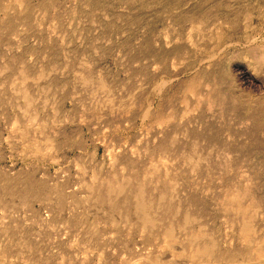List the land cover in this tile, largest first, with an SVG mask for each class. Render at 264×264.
I'll use <instances>...</instances> for the list:
<instances>
[{"label": "rangeland", "instance_id": "rangeland-1", "mask_svg": "<svg viewBox=\"0 0 264 264\" xmlns=\"http://www.w3.org/2000/svg\"><path fill=\"white\" fill-rule=\"evenodd\" d=\"M157 2L0 0V172L49 192L47 199L0 195V264H250L247 257H258L259 247L246 249L240 239L237 207L224 210L223 184L247 188L264 209V132L250 122L264 111L257 48L264 47V0ZM194 7L214 20L195 21L189 38L191 24L173 18ZM224 10L227 20L215 16ZM146 43L156 53L131 56ZM164 185L178 212L148 230L134 204L153 201L149 213L159 218ZM99 192L121 201L129 194L131 204L114 210ZM252 199L242 204L262 238L264 214ZM171 224L173 238L163 232ZM194 234L212 235L233 261L195 258Z\"/></svg>", "mask_w": 264, "mask_h": 264}, {"label": "bare ground", "instance_id": "bare-ground-1", "mask_svg": "<svg viewBox=\"0 0 264 264\" xmlns=\"http://www.w3.org/2000/svg\"><path fill=\"white\" fill-rule=\"evenodd\" d=\"M14 1V0H13ZM157 1V0H156ZM164 1H167V0H164ZM159 2V0H158ZM157 2V5L159 4ZM13 3V2H12ZM253 3V2H252ZM255 4V3H254ZM11 5V4H10ZM9 5V6H10ZM28 6V5H27ZM150 6V5H147V7ZM218 6V5H217ZM221 6V5H220ZM172 7H174L172 5ZM28 8V7H27ZM32 8V7H31ZM30 8V9H31ZM175 8V7H174ZM257 8V7H256ZM255 8V9H256ZM4 9V8H3ZM7 9V8H6ZM6 9L4 10L5 12L4 13H7L6 12ZM264 9V8H263ZM3 12V11H2ZM1 12V13H2ZM221 12V15L220 16H217L215 15L216 17L218 18H225L227 20L228 18V12H226V10L224 11H220ZM3 13V14H4ZM30 14V13H29ZM263 14V12H262ZM2 15V14H1ZM28 15V14H27ZM259 15H260V12H259ZM250 16V15H249ZM252 16V15H251ZM257 16V15H256ZM261 17V15H260ZM28 18V17H27ZM212 18V14L207 12V11H203L201 8H197V7H194L192 10L190 11H187V12H183V13H179L177 16H175L173 19L175 20L176 23H179V24H191V27H189L191 30L189 31V38L192 34V31H194V27H195V21H197L198 19L200 21H204V24H208L210 23L212 20L214 19H211ZM247 18V17H246ZM134 21L138 22V21H141L139 17H135L133 19ZM230 23L231 26H235V21H236V17H231L230 16ZM244 20H245V17H244ZM243 20V21H244ZM133 21V22H134ZM23 22V21H22ZM226 23V22H225ZM12 24H8L7 27L8 28H11ZM218 29V28H217ZM54 31V30H53ZM217 31V30H216ZM25 33V32H24ZM27 33V32H26ZM188 36V34H187ZM166 40H168L169 38V35H166ZM217 37V36H216ZM218 38V37H217ZM223 39V36L222 37H219V41H221ZM217 40V41H218ZM256 40V39H255ZM192 44H194L193 40H190ZM264 44V43H263ZM153 45V44H152ZM259 45V44H258ZM20 46V45H19ZM257 46V45H255ZM258 49H260V59H261V63L262 66H264V47H257ZM32 48H30V51H31ZM163 49H161V53L163 54L162 52ZM29 51V52H30ZM143 52H146L148 53L149 55H152L154 53H156L155 50H153L151 48V45L146 43V48H138V50L136 51V53L134 55H131L132 57L136 58L138 57L139 55H141ZM28 53V52H27ZM32 53V52H30ZM212 56V55H210ZM27 57V55H26ZM31 58V57H30ZM245 58V57H244ZM22 60V58H21ZM28 61V60H27ZM248 61V59H247ZM250 61V60H249ZM248 61V62H249ZM261 64L258 65V67H260ZM252 68V67H251ZM257 68V67H256ZM264 69V68H263ZM1 74V73H0ZM20 74V73H19ZM38 77V76H37ZM14 78V77H13ZM207 85V84H206ZM1 87V86H0ZM103 88V87H102ZM37 90V89H36ZM18 93V92H17ZM16 93V94H17ZM27 92H25L24 94L26 95ZM213 92H209L208 94H206V97L208 98L209 101H212L213 103H215L217 100L211 95ZM24 95V96H25ZM24 99V98H23ZM25 100V99H24ZM37 101V100H36ZM109 102H112L111 99ZM47 103V102H46ZM229 102H227V100H225L224 102H221V104L219 105L220 107L222 106H227L229 105L228 104ZM18 107V106H17ZM29 107V106H28ZM149 107V106H148ZM113 108V107H112ZM20 109V108H19ZM150 109V108H149ZM44 110V109H43ZM20 111V110H19ZM22 111V110H21ZM24 112V111H23ZM255 112V111H254ZM149 112L146 110V113L144 114L145 116L148 114ZM256 114L254 115V118L251 119V126H252V130H253V127L256 131H258L259 133H262L264 132V111H262L261 109H256ZM47 115V114H46ZM147 117V116H146ZM145 117V118H146ZM144 118V117H143ZM34 120V118H32ZM62 121V119H61ZM35 122V121H34ZM28 124V123H27ZM60 124V123H59ZM62 124V123H61ZM254 132V131H253ZM48 142H49V139H48ZM72 143V142H71ZM53 144V143H52ZM28 148V147H27ZM30 148V147H29ZM158 148L160 151H166L170 148V144L167 142V139H162L161 142L159 143L158 145ZM193 148L196 150L197 148V145L195 144L193 146ZM50 149V148H49ZM136 149V148H135ZM51 150V149H50ZM138 154V153H137ZM162 161V160H161ZM190 161H191V165H192V170L193 171H198L200 166L198 164V161H196L194 159V156H190ZM164 161H162L163 163ZM167 163V162H166ZM165 169V168H164ZM34 173V172H33ZM35 174V173H34ZM29 175V174H28ZM34 176V175H33ZM26 177V176H25ZM21 177L18 176L17 178H9L7 175L3 174L2 172H0V195L3 197V196H10V197H22L24 199H28L29 197H32V198H36V199H39V197L41 196V199H47L49 197V192H45L43 193L42 192V189H39L42 186H44V183H40V182H36L34 180H31L30 177L29 178H25V180H29L31 183H28V184H21L20 181H21ZM95 180V179H94ZM95 182V181H94ZM83 183V182H82ZM65 185V184H64ZM98 185V184H97ZM104 186V185H103ZM224 188H227V190L224 192V202H223V207H224V210L225 212H229L230 210L234 209V206L237 207V212L238 214L241 215V217L243 218V223L241 225V228H240V239H242L243 243H244V246L246 249H252L254 247H259L258 250L259 253H258V257L255 258V259H252L250 257H247L246 260H242L246 263H250V264H264V236H262V238L260 237H257L256 235V231L255 229L253 228V225H252V217L251 216H248L247 215V212H248V208H245L242 204V200L244 199V197H251L252 199V196L249 194L250 192L247 190V188L243 191H240L239 188H236L234 185H230V184H223ZM63 187V186H62ZM234 188H236V193L234 192ZM90 189V188H89ZM65 190V189H64ZM59 191V189H58ZM93 192V191H92ZM173 192V190H172ZM47 193V194H46ZM55 193V192H54ZM132 193V192H131ZM140 194L143 195V192L142 190L140 191ZM43 195V196H42ZM90 195V194H89ZM88 195V196H89ZM129 195V194H128ZM126 195L124 198L125 200H119L118 198L117 199H113L111 198V193H107V194H102V193H98L97 195V199L99 200V202H102V203H108L110 204V206L114 209V210H123L122 208H120L121 205H126V204H131L130 202V198L129 196ZM59 197L62 196V195H58ZM166 196H168V190L166 188V185H164L162 187V189L160 190V198L158 199V203H159V207H162V210L164 211L163 214L159 217V218H155L153 217L152 215H150V210H151V205L153 204V201L151 202V200H145L144 199V196L141 197V200L139 201H136V203L134 204L135 206V213L138 214V218L140 219V221L143 223V227L146 228V229H154L157 227V225L155 224V222L157 220L161 221V220H164L166 219L165 215H171V214H174V213H177L178 212V207H176V205L173 203V201H167L166 200ZM67 198V197H66ZM23 199V200H24ZM85 200V199H84ZM214 199L211 197V202L213 201ZM255 198L253 197L252 199V202L254 204H256L257 206V209L258 211L260 212V210H262V213L264 214V209L261 207V205L257 202V201H254ZM35 201V200H34ZM50 201V200H49ZM21 203V201L19 202ZM70 203V202H69ZM87 203V201H86ZM94 204V203H92ZM20 204H18L19 206ZM57 205L59 208H64L63 207V200L61 199V197L58 199V202H57ZM85 205V204H83ZM13 206V205H12ZM16 206V205H15ZM14 206V207H15ZM21 206V205H20ZM75 206V205H73ZM77 206V204H76ZM75 206V207H76ZM153 206V205H152ZM23 207V206H22ZM51 207V206H50ZM72 207V206H71ZM74 210L75 208L72 207ZM81 210V209H80ZM13 211V210H12ZM32 211V209H31ZM46 211V209H45ZM82 211V210H81ZM94 211V210H93ZM124 211V210H123ZM50 212V211H49ZM74 212V211H73ZM89 212H91L89 210ZM87 212V213H89ZM95 212V211H94ZM110 212V211H109ZM34 213V212H32ZM57 213V212H56ZM75 213V212H74ZM82 213V212H81ZM76 214V213H75ZM95 214V213H94ZM104 214V213H103ZM17 215V214H16ZM47 215V214H46ZM83 215V214H82ZM82 215H79L77 217H82ZM87 215V214H86ZM92 215V214H91ZM106 215H108L106 213ZM155 215V214H154ZM187 215H190L187 213ZM40 217L41 214H40ZM44 217V216H43ZM53 218L52 217V221H53ZM96 218V216H95ZM82 219V218H81ZM87 220H89L87 218ZM86 220V221H87ZM191 220V217L190 216H186V222H185V226L183 227V230H185L186 232L189 231V221ZM51 221V220H50ZM5 222V221H4ZM85 221H83L84 223ZM88 222V221H87ZM86 222V223H87ZM82 223V224H83ZM94 223V221H93ZM89 224V223H88ZM93 225V224H92ZM92 225H89V227ZM156 225V226H155ZM90 227V228H91ZM95 227V224L94 226ZM96 227L93 229L92 228V231L94 230V232L96 233L97 231L95 230ZM33 232V231H32ZM167 237H170V238H173V234H174V228H173V224H171L170 226H168L167 228H165V230L163 231ZM97 234V233H96ZM203 235L201 234H194L192 236V239H191V245L194 247V253H193V256L195 258H198V259H209L211 260L212 262H215V263H221L223 260H227V262L229 261H233L232 257L231 256H228V255H221L218 251V244H217V240L211 235L208 239V241H205L203 239ZM3 238V237H2ZM1 238V239H2ZM30 241V240H29ZM5 242H6V239H5ZM10 243V242H9ZM12 243V241H11ZM25 243V241H24ZM36 245H37V242H36ZM224 245V244H223ZM164 247V246H162ZM166 248V247H165ZM168 248V247H167ZM161 249V248H160ZM163 249V248H162ZM178 249V248H177ZM89 251V250H88ZM94 252V251H93ZM92 252V253H93ZM18 253V252H17ZM91 253V254H92ZM167 255V254H166ZM166 255L164 258H166ZM177 255V254H176ZM16 257V256H15ZM14 257V258H15ZM159 257V256H158ZM169 257V256H168ZM176 257V256H175ZM181 257V256H180ZM192 257V256H191ZM190 257V259H191ZM189 259V258H188ZM171 260V259H170ZM194 260V258H193ZM221 260V261H220ZM181 262V261H179ZM198 262V261H197ZM155 263V262H154ZM158 263V262H156ZM159 264V263H158ZM160 264H168V263H160ZM188 264V263H187ZM241 264V263H240ZM245 264V263H244Z\"/></svg>", "mask_w": 264, "mask_h": 264}]
</instances>
